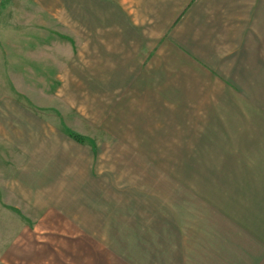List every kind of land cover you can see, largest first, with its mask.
<instances>
[{"label": "rangeland", "instance_id": "374dc122", "mask_svg": "<svg viewBox=\"0 0 264 264\" xmlns=\"http://www.w3.org/2000/svg\"><path fill=\"white\" fill-rule=\"evenodd\" d=\"M136 1L0 0V264H7L10 250L27 245L20 237L29 232L25 226L23 233L19 214L5 221L4 202L27 213L30 228H36L33 207L38 196L51 200L45 190L36 192L44 184L46 162L33 145L35 136L52 135L50 129L38 128L30 137L41 122L66 136L71 132L83 138L85 151L78 149L77 166L71 163L68 168L84 167L87 161L79 156L91 153L96 172L92 183L101 187L103 200L132 207L124 210L125 216L141 224L143 246L135 264H207L206 257L198 261V245L202 239L209 242L228 220L238 233L249 231L250 223L254 242L262 240L264 257V154L259 155L261 160L251 159L255 157L251 152L259 148L241 143V153L231 154L229 145L223 149L197 138L204 130L221 132L204 128L203 122L193 130L171 126L169 136L160 131L148 136L146 131L155 122H146L142 115L127 116V109L123 113L112 109L129 105L116 95L120 89L108 87L111 81L100 78L106 66L101 59L108 53L101 37V7L108 10L109 21L129 14L144 30L150 18L133 14ZM119 50H115L119 58L124 57ZM102 102L107 106L103 111ZM113 122L120 126L113 128ZM121 122L141 124L132 132ZM22 127L30 133L21 143L25 151L14 138ZM64 166V161L55 163V168ZM63 179L67 178L57 184ZM103 243L112 252L113 242ZM115 252L132 259L130 251ZM11 264L22 263L13 258Z\"/></svg>", "mask_w": 264, "mask_h": 264}, {"label": "crops", "instance_id": "0c3cea01", "mask_svg": "<svg viewBox=\"0 0 264 264\" xmlns=\"http://www.w3.org/2000/svg\"><path fill=\"white\" fill-rule=\"evenodd\" d=\"M133 6V14L149 16L148 28L141 30L138 19H130L129 14L125 19L109 21L105 15L108 10L101 7V37L107 41L108 53H115L112 57L107 53L101 59L106 66L100 70V78L111 81L108 87L120 89L116 95L126 99L129 105L112 109L117 113L127 109L130 111L127 116L142 115L146 122H155L146 131L148 136L160 132L169 136L171 126L193 130L203 122L204 128L221 132L204 130L197 138L209 139V143L224 146L223 149L229 145L231 154L241 153V143L257 147L260 150L251 152L255 155L251 159L261 160L263 156L259 155L264 154L261 146L264 145V0H137ZM119 49L124 57L117 55L115 50ZM106 107L102 102L100 110ZM100 122L105 127L104 121ZM113 124V128L120 126ZM121 124L134 132L136 124L141 123ZM38 125L30 137L38 128L50 129L52 135L43 132L35 136L37 143L33 145L46 162L44 184L36 192L45 190L51 200H41L42 196H38L33 207L34 217L38 219L36 228H30L29 215L19 211L18 206L5 202L1 206L5 221L19 214L24 221L23 233L27 230L25 226L29 231L20 237L27 245L5 255L7 264L13 258L22 264H135V256L140 258L143 246L141 224L125 216L124 210L132 207L103 200L101 187L92 183L96 172L91 153L79 156L80 160L87 161L84 167L68 168L71 163L77 166V150L85 151L86 143L54 131L45 122ZM14 135L20 140L15 145H19L29 140L30 133L22 127ZM19 147L25 151L26 146ZM60 161L65 162L64 168H55V163ZM61 178L67 179L57 184ZM162 221L161 224L166 223ZM230 222H224L227 226L221 222V232L212 234L209 242L202 239L198 245V261L206 257L207 264H264V257L260 256L262 240L254 242L250 223L247 224L249 231L238 233ZM126 240L130 242L122 244ZM106 241L113 242L112 252L104 246ZM116 250L130 251L132 261L119 256Z\"/></svg>", "mask_w": 264, "mask_h": 264}, {"label": "trees", "instance_id": "16d2710c", "mask_svg": "<svg viewBox=\"0 0 264 264\" xmlns=\"http://www.w3.org/2000/svg\"><path fill=\"white\" fill-rule=\"evenodd\" d=\"M69 136L72 137L74 140L78 141V142H83V138L77 136L75 133H69Z\"/></svg>", "mask_w": 264, "mask_h": 264}]
</instances>
